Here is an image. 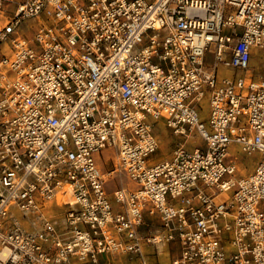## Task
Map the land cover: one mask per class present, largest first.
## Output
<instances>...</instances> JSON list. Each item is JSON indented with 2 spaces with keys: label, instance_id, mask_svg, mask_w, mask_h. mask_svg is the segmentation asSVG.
<instances>
[{
  "label": "built area",
  "instance_id": "built-area-1",
  "mask_svg": "<svg viewBox=\"0 0 264 264\" xmlns=\"http://www.w3.org/2000/svg\"><path fill=\"white\" fill-rule=\"evenodd\" d=\"M255 50L264 0H0V264H148L172 242L152 264H264V74H218ZM158 121L185 137L169 158ZM232 144L259 157L246 175ZM113 173L131 186L109 199Z\"/></svg>",
  "mask_w": 264,
  "mask_h": 264
},
{
  "label": "rangeland",
  "instance_id": "rangeland-1",
  "mask_svg": "<svg viewBox=\"0 0 264 264\" xmlns=\"http://www.w3.org/2000/svg\"><path fill=\"white\" fill-rule=\"evenodd\" d=\"M14 8V5L10 6V10ZM38 21L36 19L30 18L24 20L22 23V36L27 38L28 40H32L33 34L35 29L38 26ZM31 46H33L35 49H37V45L33 42H31ZM2 49H5V46H2ZM207 60H210L211 55L207 54L206 56ZM259 57L253 58L251 61V67L249 68L251 70L248 71L251 76L257 75L252 69H254L255 66L258 65V67L261 68L260 72L258 75L264 74V67H262L261 62L258 60ZM252 68V69H251ZM202 107L205 110V113H207V102L204 101L202 103ZM154 132L158 136L159 139V148L152 155V158H169L171 156L172 149L174 145L179 142L184 140V136H177L172 134L161 121H158V123L154 124ZM200 143L199 139L197 137L192 136L189 139L188 145H187V150H190L193 147V141ZM235 149V148H234ZM232 150V155L230 159H235L237 161V172L238 175H246L248 172H250L254 166V164L258 160V155L253 154V155H246L240 153L238 150ZM228 161V159H227ZM111 169L110 162L104 163V170L108 171ZM112 177V174H111ZM116 179V177H115ZM114 179V180H115ZM117 185L118 181H116ZM223 196L228 197V193H224ZM153 220H156V218L153 217H148L147 218V223L152 225V228H154L156 225L154 224L155 222ZM59 226H61L62 223H58ZM179 254V247L177 242H172L170 245H167L166 247H161L158 249H155L153 246H145L144 247V255H145V260L148 264L152 263H163L169 261L171 258L177 257ZM99 261L100 262H105V261H110L113 264H141V261L139 257L133 254L129 255H121L119 253L116 254H107V255H100L99 256ZM74 264H82L79 262H74ZM85 264H90V263H85Z\"/></svg>",
  "mask_w": 264,
  "mask_h": 264
},
{
  "label": "crops",
  "instance_id": "crops-1",
  "mask_svg": "<svg viewBox=\"0 0 264 264\" xmlns=\"http://www.w3.org/2000/svg\"><path fill=\"white\" fill-rule=\"evenodd\" d=\"M255 57H259L258 58V60L261 62V64L262 63H264V50H255L254 52H253V54H252V56H251V60H250V63H249V68L251 67V61L253 60V58H255ZM206 61H210V60H207V58H206ZM262 67H264V65H262ZM252 69V68H251ZM250 70V69H249ZM255 73H257V75H254V76H251V74L249 73V72H247V73H244V72H240V71H237V70H234V69H232V68H226V67H223V66H220L219 68H218V74L220 75V76H230V77H234V76H239V75H247V76H251L253 79H258L261 75H258L259 74V72H260V70H261V68L260 67H258V65L257 66H255L254 67V69H252ZM250 72H251V70H250ZM203 116H205L206 115V113H205V110H203ZM156 134V133H155ZM157 138H158V136H157ZM159 140V139H158ZM236 149L237 150V148H236V146L235 145H231L230 146V149H231V151L233 150V149ZM234 149V150H235ZM97 162H98V164H99V166L101 167V169H102V171L104 172V173H106V172H108V171H105L104 170V163H107V162H110V165H111V168H112V160L114 159L113 157H112V154L110 153V151H103L101 154H99L98 156H97ZM255 165V164H254ZM249 173V172H248ZM115 177H116V179H115ZM115 179V180H114ZM116 181H118V183H122L124 186H131V183L128 181V179L126 178V176L125 175H122V178L120 179L119 177H118V175L117 174H115V173H113L112 174V177H111V175L110 176H107L106 177V179H105V190H106V192H107V196H108V198L109 199H111L112 198V193H113V191H114V189L116 188V187H118L119 186V184L117 185V183H116ZM49 212H50V214L51 215H54L56 212H58V209H56L54 206H51V208L49 209Z\"/></svg>",
  "mask_w": 264,
  "mask_h": 264
}]
</instances>
